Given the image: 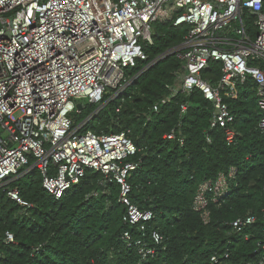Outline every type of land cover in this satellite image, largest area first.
I'll use <instances>...</instances> for the list:
<instances>
[{
	"label": "built area",
	"instance_id": "obj_1",
	"mask_svg": "<svg viewBox=\"0 0 264 264\" xmlns=\"http://www.w3.org/2000/svg\"><path fill=\"white\" fill-rule=\"evenodd\" d=\"M249 16H255L254 37ZM156 21H174L189 30L176 49L184 71L168 85L170 93L153 111L179 91L189 95L198 89L214 105L211 128L224 129L231 145L237 131L226 98L237 99L240 87L252 81L264 134V0H0V189L33 208L12 186L32 169H39L44 188L56 199L88 171L99 172V184L118 186L127 226L121 239L143 259L157 255L164 237L160 229L149 227L156 219L154 211L141 209L131 198L129 177L140 166L131 158L138 148L124 132L86 130L85 121L76 125L74 115L81 112L79 102L103 105L123 97L141 74L129 80L127 71L148 58L144 43H153ZM213 62L222 64L216 81L203 76ZM188 108L182 103L181 114ZM165 137L185 143L180 127ZM238 173V167L231 166L199 184L192 207L204 223L211 221L212 204L221 205L239 186ZM256 221L257 215L250 213L234 219L231 226L240 233ZM13 242L14 234L7 231L5 243ZM260 250L264 251V227L256 251ZM229 257L225 252L224 258ZM212 261L220 260L213 255ZM258 264H264V256Z\"/></svg>",
	"mask_w": 264,
	"mask_h": 264
},
{
	"label": "trees",
	"instance_id": "obj_2",
	"mask_svg": "<svg viewBox=\"0 0 264 264\" xmlns=\"http://www.w3.org/2000/svg\"><path fill=\"white\" fill-rule=\"evenodd\" d=\"M254 19L247 18L253 37L257 35ZM188 30L189 26L174 21H156L153 43H144L148 58L127 71L130 79L141 74L123 97L100 110L101 104L85 102L74 115L78 125L95 113L84 129L124 132L136 144L138 152L131 160L140 166L129 177L131 198L156 215L149 227L160 229L164 237L157 255L143 259L136 248L124 244L121 233L127 226L122 222L119 188L99 184L101 173L88 171L78 185L56 199L34 168L12 183L33 208L20 205L0 189V264H258L264 256V251H256L264 227V134L259 129L262 111L254 83L242 85L237 99L226 98L237 131L231 145L224 129L211 128L214 105L198 89L189 95L179 91L170 103L153 111L170 93L168 85L184 71V61L177 50L144 68L178 49ZM221 68L220 62H213L203 76L216 81ZM182 103L189 105L184 115ZM177 127L185 135L183 145L165 137ZM231 166L238 167L239 186L221 205L212 204L211 221L206 224L192 207L197 188ZM250 213L257 215V221L235 233L231 222ZM7 231L14 234L15 242L5 243ZM227 251L230 257L225 259ZM213 255L219 257L218 263L212 261Z\"/></svg>",
	"mask_w": 264,
	"mask_h": 264
},
{
	"label": "water",
	"instance_id": "obj_3",
	"mask_svg": "<svg viewBox=\"0 0 264 264\" xmlns=\"http://www.w3.org/2000/svg\"><path fill=\"white\" fill-rule=\"evenodd\" d=\"M175 51H176L175 49H171V50L168 51L166 54L159 56L157 59H155L154 61H152V62L148 65V67H150L152 64L158 62L159 60H161L162 58H164L166 55H169V54H171V53H173V52H175ZM148 67H146L145 69H147ZM145 69H144V70H145ZM137 77H138V76H136V78H137ZM134 79H135V78H134ZM134 79H133V80H134ZM132 83H133V81H132ZM105 105H106V104L101 105L100 108H99L98 110L102 109ZM83 107H84L83 103L79 102V103L77 104V108H78V109L82 110ZM90 119H91V118H88V117H87L84 121L87 123Z\"/></svg>",
	"mask_w": 264,
	"mask_h": 264
},
{
	"label": "rangeland",
	"instance_id": "obj_4",
	"mask_svg": "<svg viewBox=\"0 0 264 264\" xmlns=\"http://www.w3.org/2000/svg\"><path fill=\"white\" fill-rule=\"evenodd\" d=\"M130 80V78H128Z\"/></svg>",
	"mask_w": 264,
	"mask_h": 264
}]
</instances>
